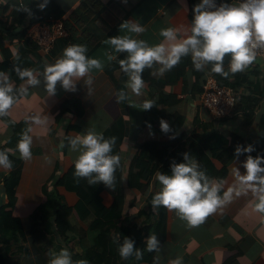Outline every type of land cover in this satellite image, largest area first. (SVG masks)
<instances>
[{"label":"crops","instance_id":"obj_1","mask_svg":"<svg viewBox=\"0 0 264 264\" xmlns=\"http://www.w3.org/2000/svg\"><path fill=\"white\" fill-rule=\"evenodd\" d=\"M13 0H0V6H5ZM96 7H88L89 10L76 12V9L84 0H58L64 13L62 18L67 23V29L71 32V39L60 49L58 55L69 44H83L87 47V56L98 58L102 64V70L93 69L92 84H84V78L76 82V90H65L59 82L56 92L49 95L43 83L42 72L34 71L41 83L30 86L28 92L22 95L8 110L7 117L16 124H23L17 129L5 119H0V146L12 143L8 149L20 156L16 150L17 141L23 132L29 128L32 136L31 157L22 159L21 177L16 189V203L12 209L15 216L21 218L28 237L34 239L42 231L39 219L34 218L37 207L45 200L43 187L52 188L55 181L67 171H73L74 161L78 155L68 143V138L77 133H83L88 129L103 132L113 123L122 119L125 126V134L119 145L120 166L123 174L129 171L131 163L137 154L138 146L149 139H157L162 142H170L175 136L163 133L151 120L149 109L142 107L144 100L157 103L160 91L174 95L179 102L167 105L169 114L180 113L185 116L184 124L180 132L184 133V139L193 134L194 120L199 118L201 123H212L214 130L223 133L229 139V145L235 149L237 144H254L260 142L264 145V59L257 58L245 70L251 84H245L240 90L241 95L251 96L246 104L239 97V103L231 116L215 120L211 113L201 104V88L207 76L211 73L209 65L197 70L193 66L191 54L188 64L179 69L177 77L164 81L159 87L154 85L150 78L165 76L153 75L160 65L146 67L142 73L144 88L138 96L127 86L125 99H119V92L111 77L105 70L111 60V46L106 43L110 36L123 35L127 29L119 28L124 19L145 26V31L139 34L131 33L137 38L146 40L150 45L160 42L168 43L161 36L160 30L165 27L178 29V38H183L181 33L192 19V6L199 0H98ZM80 13V14H79ZM7 25L15 23V16H2ZM31 16L27 15L23 23L14 29V32L25 30L28 37L27 24L31 23ZM29 38V37H28ZM20 40L13 43L6 42L13 53L17 52ZM126 55L125 52L117 54V58ZM2 57L0 56V59ZM48 62L47 64H49ZM225 66V65H224ZM198 72V74H197ZM128 77L126 78L127 81ZM90 88V90H88ZM253 96V97H252ZM67 100L77 101L78 108L66 111L58 116L63 103ZM253 111V117L245 120L244 111ZM40 115L42 123H34L26 120L30 115ZM169 124L172 119H167ZM15 131L17 138L12 142ZM247 154L235 153L223 160H215L217 167H226L227 171L223 179L225 188L232 183L229 169L236 164L244 171L242 161ZM21 157V156H20ZM11 169L0 168V206L9 201L4 176ZM158 183V184H157ZM158 181L141 189L125 188L126 210L131 215L145 205L146 195L155 190ZM110 192L115 193L112 189ZM109 193V192H108ZM110 194V193H109ZM254 197L251 192L241 194L231 202L205 217L203 222L191 226L182 219L173 209L166 237L154 257V264H169V261L177 256L182 258V264H224L227 259L237 253L240 264H264V213L254 210ZM132 202V205H129ZM31 254L24 258L23 264H46L40 252L30 242ZM146 264V263H145Z\"/></svg>","mask_w":264,"mask_h":264},{"label":"trees","instance_id":"obj_2","mask_svg":"<svg viewBox=\"0 0 264 264\" xmlns=\"http://www.w3.org/2000/svg\"><path fill=\"white\" fill-rule=\"evenodd\" d=\"M38 3L39 0H13L5 6H0V56L2 57L0 71L8 74L10 82L13 84L14 92L17 93L15 102L24 95L18 92V88L25 81L13 70V65L43 73L45 65L48 62H55L60 57L58 55L60 49L71 39V32L68 29L69 36L58 39L53 50L50 53H45L33 40L25 36V30L14 32V29L23 23L27 15L31 16L32 22L62 18L64 11L58 0H49L44 9L38 8ZM99 4L98 0H84L76 12H85L89 10L88 7L97 9ZM25 8H29L30 11L24 10ZM10 15L15 16V23L8 26L2 16ZM64 23L67 26L65 21ZM17 38L20 42L17 52L13 53L11 47L6 46V42L12 44ZM123 56L119 58H123ZM119 58L111 60L105 70L118 92H124L126 96L127 75L118 63ZM188 58L189 55L181 57L175 66L165 71L164 77L153 78V80L150 78L149 80L159 87L164 81L175 79L178 70L188 64ZM209 67L211 70L210 64ZM224 67L225 70H228V65ZM211 73L218 77L222 85L233 87L246 104L251 100L249 95L243 97L240 90L242 88L240 86L254 82L250 80L248 71L244 69L236 73L229 72L227 77L213 71ZM143 78L146 79V76ZM29 88L30 86H28ZM178 102L179 99L174 95L160 91L157 103H154L149 109L151 120L160 129L161 118L166 121L168 118L172 119V123L169 124L170 130L167 133L162 132L169 135L175 134V136L170 142L149 139L141 143L127 174H123L120 164L116 168L114 183L111 187L106 186L103 182L89 184L87 178L74 176L75 168L58 178L52 188L45 185L43 187L45 200L37 207L33 215L34 218L39 219L42 231L34 239L28 237L23 221L12 212L16 203V189L21 177L22 158L8 149L11 147V142L0 146V150L6 151L13 162L12 170L3 178L9 201L0 206V264H23L24 258L31 254V241H34V246L46 264L49 259L46 252L58 251L61 248H67L74 261L83 258L87 259L89 264H154L157 250H146V237L149 234H156L160 245L163 243L173 209L161 205L153 210L151 200L153 194L159 190L160 185H157L155 190H151L146 195L145 205L135 215H131L126 210L125 188L144 190L153 180L157 170L170 172L171 160L175 158L179 162L183 159L182 153L185 151L197 159L209 178L221 179L227 169L224 165L220 168L217 167L215 160L221 161L234 154V148L229 145V139L217 130L209 134L206 133L213 130L214 126L212 123H201L199 118L194 120L193 134L184 139V133L180 130L184 124L185 116L180 113L169 114L165 107ZM73 108H78L79 112L77 101H65L58 116ZM247 109L249 108H245L244 111ZM6 115H0V119H5L20 131L23 124L12 122ZM251 117H253V111L250 109L244 113V118L250 120ZM118 120L120 121L113 123L103 131L105 137H116L112 149L113 154H119L118 148L125 134L123 120ZM14 135L12 142L17 138V131ZM253 145L254 151L251 155H264L262 143L257 142ZM110 189L115 193L110 192ZM129 203L132 205V202ZM123 236L134 239V247H138L142 253L139 258L135 254L128 258H122L119 255L118 243L114 237H119L122 240ZM224 264H240L237 253L230 256Z\"/></svg>","mask_w":264,"mask_h":264},{"label":"clouds","instance_id":"obj_3","mask_svg":"<svg viewBox=\"0 0 264 264\" xmlns=\"http://www.w3.org/2000/svg\"><path fill=\"white\" fill-rule=\"evenodd\" d=\"M49 0H39L37 7L44 9ZM24 10L30 11L29 8ZM192 19L183 29L178 38V29L165 27L160 34L168 42L163 41L150 45L146 40L137 38L131 33H142L145 26L124 19L119 28L127 29L123 35L110 36L106 41L112 52L109 59H117V54L125 52L118 63L127 75V86L138 96L144 88L142 73L146 67L151 68L154 63L160 67L153 75H162L170 70L181 59L191 54L193 66L197 70L211 65V71L229 76V72L243 71L257 57V50L264 49V0H199L192 6ZM87 47L83 44H69L63 54L55 62L46 64L42 73L43 83L49 95L56 92L57 82L65 90H76V82L84 78V84L90 86L93 81L92 70H102V62L95 57L87 56ZM230 53L228 70L224 67V57ZM13 70L25 81L20 85L18 92L26 94L28 86H35L41 80L31 68H21L13 65ZM90 90V88H88ZM17 93L8 74L0 71V115L7 114L15 103ZM119 99H125V93H119ZM154 104L151 100H144L142 107L147 110ZM34 123H42L40 115L34 114L25 117ZM161 131L170 130L169 123L161 118ZM31 129L23 132L17 141L16 148L22 159L31 157L32 136ZM116 137H105L103 132L88 129L68 138L73 151L78 153L74 161V176L85 177L89 184L103 182L111 187L114 183V172L120 164L118 154H113ZM254 151L252 144H237L235 156L247 154L240 161L244 171L234 164L230 169L232 183L225 188L226 181L212 179L200 167L197 159L187 151L182 153L183 159L177 162L173 158L169 164L170 172L157 170L153 180L160 184L151 200L153 210L163 205L168 209H175L182 219L189 225L195 226L203 222L205 217L231 202L241 194L251 192L254 202L253 208L264 213V155H251ZM13 162L6 151L0 150V168L11 169ZM118 243L119 255L128 258L135 254L139 258L142 253L134 247L135 241L131 237H114ZM160 242L156 234L146 237L145 248L148 251L158 250ZM47 264H89L87 259L74 261L67 248L58 251L50 250ZM169 264H182V258L177 256Z\"/></svg>","mask_w":264,"mask_h":264},{"label":"built area","instance_id":"obj_4","mask_svg":"<svg viewBox=\"0 0 264 264\" xmlns=\"http://www.w3.org/2000/svg\"><path fill=\"white\" fill-rule=\"evenodd\" d=\"M217 3H219V0H217ZM27 30L28 37L45 53H50L53 50L58 39L69 36V30L63 18H50L47 21L31 22L27 24ZM257 58L264 59V49L257 50ZM238 103L239 94L233 87L222 85L214 74L206 77L202 86L201 104L215 120L231 116Z\"/></svg>","mask_w":264,"mask_h":264},{"label":"water","instance_id":"obj_5","mask_svg":"<svg viewBox=\"0 0 264 264\" xmlns=\"http://www.w3.org/2000/svg\"><path fill=\"white\" fill-rule=\"evenodd\" d=\"M229 56H230V53H226L225 54V57H224V64L225 65H227V63H228V59H229ZM214 131V129L213 130H210V131H207L206 133H212Z\"/></svg>","mask_w":264,"mask_h":264},{"label":"rangeland","instance_id":"obj_6","mask_svg":"<svg viewBox=\"0 0 264 264\" xmlns=\"http://www.w3.org/2000/svg\"><path fill=\"white\" fill-rule=\"evenodd\" d=\"M46 256L48 257V252H46Z\"/></svg>","mask_w":264,"mask_h":264}]
</instances>
